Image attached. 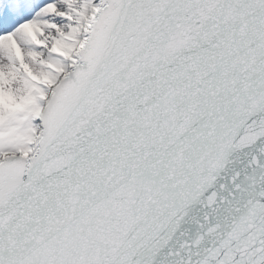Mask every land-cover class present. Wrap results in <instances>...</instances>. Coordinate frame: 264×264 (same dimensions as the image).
<instances>
[{
  "label": "snow or ice",
  "instance_id": "obj_1",
  "mask_svg": "<svg viewBox=\"0 0 264 264\" xmlns=\"http://www.w3.org/2000/svg\"><path fill=\"white\" fill-rule=\"evenodd\" d=\"M0 264H264V0H0Z\"/></svg>",
  "mask_w": 264,
  "mask_h": 264
}]
</instances>
